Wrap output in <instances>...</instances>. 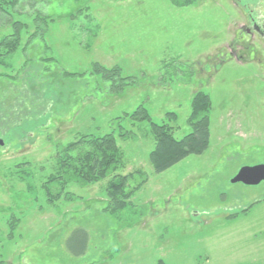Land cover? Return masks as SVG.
<instances>
[{"label":"rangeland","instance_id":"374dc122","mask_svg":"<svg viewBox=\"0 0 264 264\" xmlns=\"http://www.w3.org/2000/svg\"><path fill=\"white\" fill-rule=\"evenodd\" d=\"M176 1H1L0 38L16 31L13 22L28 26L16 53L0 60L13 67L0 63V262L264 264V182H231L264 164V52L224 53L244 24L230 0ZM94 63L121 68L134 86L92 76ZM64 72L85 74L66 80ZM198 91L212 100L208 150L155 172L151 125L133 114L145 107L181 140L192 132ZM110 133L123 152L118 175L133 173L127 189L139 187L114 214L112 178L63 184L59 165L70 143ZM51 176L58 180L49 184ZM76 229L89 235L82 256L67 246Z\"/></svg>","mask_w":264,"mask_h":264},{"label":"trees","instance_id":"16d2710c","mask_svg":"<svg viewBox=\"0 0 264 264\" xmlns=\"http://www.w3.org/2000/svg\"><path fill=\"white\" fill-rule=\"evenodd\" d=\"M10 1L12 3L17 2V0ZM194 1L195 0L176 1V4L183 7L194 3ZM0 11L4 12V9L0 8ZM8 17L11 18L10 14ZM12 26H16V31L13 34L0 38V60H2L3 57L16 53L18 45L21 42L20 32L26 29L28 25L21 22H13ZM36 38L35 35L34 40ZM0 63L7 69L13 71V67L6 65L4 61H0ZM84 74L85 73L74 74L64 72L60 74V76H62L63 79L69 80L72 77H82ZM90 74L98 79L109 80L113 83V87H119L120 89L134 86L135 84L134 78L124 75L123 70L119 67L107 68L100 63H94ZM211 109L212 100L208 93L198 91L194 94L189 118L192 132L181 140L175 138L173 127L170 124L155 123L145 107L141 106L136 110L132 119L135 121H147L151 125V130L155 139V148L150 154V161L155 172L162 173L188 156L201 155L208 150L211 138ZM167 118L176 120L177 115L171 112L167 114ZM124 136L125 134L122 133L119 137ZM81 144H88L90 150L81 156L71 158L68 154L76 150ZM59 157L70 158L66 161H62V159L59 160V165L65 179V182H62L63 184L69 181L70 183L87 185L112 178L107 187V210L113 214L118 213L126 209L132 203V198L139 187L133 190L127 189L128 180L130 177L134 176L133 173L126 176L118 175V172L123 169L125 165L123 161V152L114 133L100 137L87 136L78 142L70 143L64 148L63 155H59ZM72 161L75 163L72 164ZM73 170H75V173H73ZM138 173L141 172L138 171ZM50 178L48 181L49 184L58 180V177L51 176ZM44 188L47 189V185H44ZM47 190L49 191V189ZM247 211L246 209L243 212ZM88 242V232L84 229H76L68 238L67 246L73 255L82 256L87 251ZM0 264H4V262L1 261Z\"/></svg>","mask_w":264,"mask_h":264},{"label":"flooded vegetation","instance_id":"af4514ba","mask_svg":"<svg viewBox=\"0 0 264 264\" xmlns=\"http://www.w3.org/2000/svg\"><path fill=\"white\" fill-rule=\"evenodd\" d=\"M230 2L233 7L235 5L234 11L236 15L239 17L243 16L244 24L239 26L235 39L236 43L230 47L229 51L224 53L236 59L249 60L251 58L247 55L251 53V50H254L255 45L259 47L258 50L262 49L264 52V14L261 9L262 0H230Z\"/></svg>","mask_w":264,"mask_h":264},{"label":"water","instance_id":"95a60500","mask_svg":"<svg viewBox=\"0 0 264 264\" xmlns=\"http://www.w3.org/2000/svg\"><path fill=\"white\" fill-rule=\"evenodd\" d=\"M231 182L232 184L241 183L246 186L260 185L264 182V164L241 168Z\"/></svg>","mask_w":264,"mask_h":264}]
</instances>
